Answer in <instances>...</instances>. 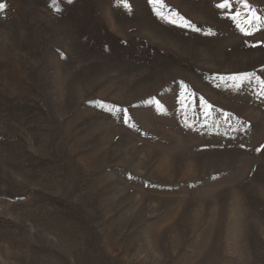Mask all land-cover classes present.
Instances as JSON below:
<instances>
[{
	"label": "rangeland",
	"instance_id": "374dc122",
	"mask_svg": "<svg viewBox=\"0 0 264 264\" xmlns=\"http://www.w3.org/2000/svg\"><path fill=\"white\" fill-rule=\"evenodd\" d=\"M222 2L0 0V264H264V0Z\"/></svg>",
	"mask_w": 264,
	"mask_h": 264
},
{
	"label": "snow or ice",
	"instance_id": "6c2138e0",
	"mask_svg": "<svg viewBox=\"0 0 264 264\" xmlns=\"http://www.w3.org/2000/svg\"><path fill=\"white\" fill-rule=\"evenodd\" d=\"M154 2H156V3H160V2H162V0H154ZM243 2H244V7L247 8V9H249V10L251 11V13H252V19H254V20H259V19H261L258 15H256V11H255V9H253V8L251 7V5H249V4L247 3V0H243ZM53 3L55 4V3H56V0H53ZM126 6H128V5H126ZM4 7H5V5L2 4V3H0V10H2ZM129 7H130V6H129ZM217 7L221 8V9H224V8L229 7V0H223L222 3H219V4L217 5ZM238 16H239V13H237L235 16H233L232 19L235 20V19H237ZM181 19L183 20V17H181ZM172 22L175 23L176 21L173 20ZM185 26H191V27H194V25H192L190 21H185ZM197 30H199V29H197ZM251 75H252V74H243V76H244L245 78H251ZM232 79H235V77H232ZM260 83H261L262 85H264V80H261ZM262 94H264V89H262Z\"/></svg>",
	"mask_w": 264,
	"mask_h": 264
}]
</instances>
